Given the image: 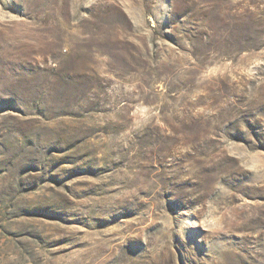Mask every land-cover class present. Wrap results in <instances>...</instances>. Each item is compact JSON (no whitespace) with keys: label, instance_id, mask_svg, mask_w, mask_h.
I'll use <instances>...</instances> for the list:
<instances>
[{"label":"rangeland","instance_id":"rangeland-1","mask_svg":"<svg viewBox=\"0 0 264 264\" xmlns=\"http://www.w3.org/2000/svg\"><path fill=\"white\" fill-rule=\"evenodd\" d=\"M0 264H264V0H0Z\"/></svg>","mask_w":264,"mask_h":264}]
</instances>
